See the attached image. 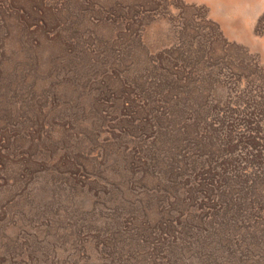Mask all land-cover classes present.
I'll use <instances>...</instances> for the list:
<instances>
[{"label":"rangeland","instance_id":"rangeland-1","mask_svg":"<svg viewBox=\"0 0 264 264\" xmlns=\"http://www.w3.org/2000/svg\"><path fill=\"white\" fill-rule=\"evenodd\" d=\"M262 198L264 0H0V264H264Z\"/></svg>","mask_w":264,"mask_h":264},{"label":"trees","instance_id":"trees-1","mask_svg":"<svg viewBox=\"0 0 264 264\" xmlns=\"http://www.w3.org/2000/svg\"><path fill=\"white\" fill-rule=\"evenodd\" d=\"M145 125L147 126V124H145ZM164 133H165V130L162 132L161 135H164ZM175 133H177V132H175ZM189 135H191V136H189ZM188 137H190V138L188 139ZM159 138L162 139L161 140L162 142H165V140H166V137L162 138V136H160ZM192 139H195V135L191 134L190 132H188V134L184 132L182 135L181 134L180 135L179 134H174V135L170 134V136H169V140H171V142H172V146L170 144V145H168V148H167L168 155H169V151H170V167H169V169H170L171 175L175 174L174 176H172L173 182H172L171 186L169 185V191H172L173 187H176V185L174 184V182H176V181H174V179L177 178L183 172H185V164L183 162L186 163V162L189 161V163H190L189 166L191 167V169H196V167L198 165L197 158H193L192 162H191V157L194 154L200 155V153H208L209 156L217 155V154L218 155L219 154L222 155V154H227V153H229L230 155H232L234 153L238 154L237 150H234V149H232V150H229V149L224 150V148L223 149H217V150H210V151L202 150L201 148H198V149L194 150L195 153L192 154L191 151H190V148H189V146H190L189 142ZM149 156L152 159V161H154L153 163H156V160H157L156 158H158V153H156L155 149L154 150H152V149L150 150ZM260 161H261V159H260ZM179 164H181V165H179ZM212 169H213V176H214V174H218L215 167H213ZM205 183L207 185L210 184L211 186H204L202 189H204V191L206 193L211 192V194L214 195L213 194V188H212V179H209V181L205 182ZM243 184H244V182H243ZM222 198L225 199V200L228 199L227 201H229V202L227 204L231 203L230 198H227L225 196H221V199ZM260 200H261L262 203L264 202V198H262Z\"/></svg>","mask_w":264,"mask_h":264}]
</instances>
